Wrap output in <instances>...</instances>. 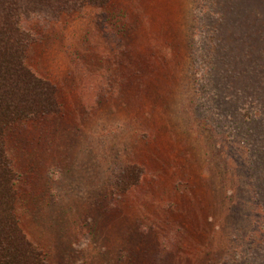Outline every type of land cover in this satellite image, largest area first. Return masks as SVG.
<instances>
[{"label":"rangeland","instance_id":"374dc122","mask_svg":"<svg viewBox=\"0 0 264 264\" xmlns=\"http://www.w3.org/2000/svg\"><path fill=\"white\" fill-rule=\"evenodd\" d=\"M27 27L58 109L4 140L46 264H264L263 2L109 0Z\"/></svg>","mask_w":264,"mask_h":264},{"label":"trees","instance_id":"16d2710c","mask_svg":"<svg viewBox=\"0 0 264 264\" xmlns=\"http://www.w3.org/2000/svg\"><path fill=\"white\" fill-rule=\"evenodd\" d=\"M108 1L0 0V264H46L43 254L27 238L15 215L18 175L4 140V130L8 125L38 118L58 109L55 86L36 75L25 63L26 51L32 40L27 23L37 16L57 18L62 12L79 10L86 5L103 7ZM261 1L264 4V0ZM129 171L131 168L122 170L121 190L127 189L123 184H131L127 180L133 172ZM240 177H236L238 185H235L239 187V192L235 198L233 195L227 212L233 221L244 218ZM256 204L259 205L258 202Z\"/></svg>","mask_w":264,"mask_h":264}]
</instances>
